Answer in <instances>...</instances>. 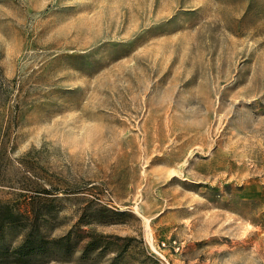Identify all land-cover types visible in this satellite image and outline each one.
Listing matches in <instances>:
<instances>
[{
  "label": "rangeland",
  "instance_id": "374dc122",
  "mask_svg": "<svg viewBox=\"0 0 264 264\" xmlns=\"http://www.w3.org/2000/svg\"><path fill=\"white\" fill-rule=\"evenodd\" d=\"M8 211L0 246L136 237L37 264H264V0H0Z\"/></svg>",
  "mask_w": 264,
  "mask_h": 264
},
{
  "label": "trees",
  "instance_id": "16d2710c",
  "mask_svg": "<svg viewBox=\"0 0 264 264\" xmlns=\"http://www.w3.org/2000/svg\"><path fill=\"white\" fill-rule=\"evenodd\" d=\"M96 217L105 219V212L118 218L124 211L110 210L101 205L94 209ZM10 212V211H8ZM102 215V216H101ZM104 217V218H103ZM16 215L12 212L0 214V226L5 223H15ZM108 222H114V218L105 219ZM91 223L92 221H87ZM136 241L134 236H122L113 233H103L97 231H88L86 233H76L74 230H69L62 236L56 238H46L41 230L37 227L28 229L20 242L15 246H0V263L8 264H37L43 262L45 256L47 260L51 259L50 253L58 252V254H71V252L79 251L82 257H87L95 253V255L104 256L107 253L113 255V259L117 260L127 253L130 247L135 246ZM152 255V254H151ZM153 256V255H152ZM45 260L44 262H47ZM143 263L148 264H163L160 259L155 256L151 257L145 252L143 253Z\"/></svg>",
  "mask_w": 264,
  "mask_h": 264
},
{
  "label": "built area",
  "instance_id": "2783aa9c",
  "mask_svg": "<svg viewBox=\"0 0 264 264\" xmlns=\"http://www.w3.org/2000/svg\"><path fill=\"white\" fill-rule=\"evenodd\" d=\"M160 245L162 246L163 249H168L175 253L180 251L181 248L183 247L182 242H180L175 238H170V237L166 241L165 240L161 241ZM160 261L163 263L162 259H160Z\"/></svg>",
  "mask_w": 264,
  "mask_h": 264
}]
</instances>
